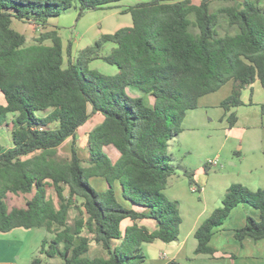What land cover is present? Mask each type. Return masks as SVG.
I'll return each mask as SVG.
<instances>
[{
  "label": "trees",
  "instance_id": "obj_1",
  "mask_svg": "<svg viewBox=\"0 0 264 264\" xmlns=\"http://www.w3.org/2000/svg\"><path fill=\"white\" fill-rule=\"evenodd\" d=\"M121 1L0 0V129H9L11 143L7 150L0 146V234L45 229L51 237L42 240L38 253L59 264H140L143 243L177 241L179 211L163 193L175 172L168 143L179 135L199 98L226 83L232 88L220 105L225 111L240 106L242 91L255 81L264 91L261 0H220L224 5L213 11L215 0L198 5L191 0L138 2L122 10L131 16V26L100 35L75 58L70 47L64 52L56 31L41 33L27 45L12 28L13 20L45 27L49 19L73 10L78 21ZM220 17L227 27L223 35ZM107 44L113 48L104 54ZM97 60L117 73L91 69ZM126 88L151 96L153 107L129 97ZM260 110L264 118V102ZM94 115L103 119L87 134L82 158L78 130ZM236 121L233 114L227 117L230 128ZM67 139L70 155L62 157L58 150ZM107 147L119 153L115 163L104 153ZM185 176L198 189L193 174ZM91 179H102L107 189L96 191ZM116 184L132 209L118 201ZM26 195L31 197L24 206H9L10 196ZM240 205L256 210L259 221L248 216L242 228L233 230L234 238L264 241V188L252 193L233 184L221 206L195 230V255H214L212 236ZM139 219L156 221L155 231L135 224L122 229L125 220ZM92 243L105 257L90 256ZM30 264L58 263L35 257Z\"/></svg>",
  "mask_w": 264,
  "mask_h": 264
},
{
  "label": "crops",
  "instance_id": "obj_2",
  "mask_svg": "<svg viewBox=\"0 0 264 264\" xmlns=\"http://www.w3.org/2000/svg\"><path fill=\"white\" fill-rule=\"evenodd\" d=\"M123 2L124 0L108 9L92 11L94 13L103 12L105 20L102 21L104 23L101 22L102 25H99L98 29L92 28V30L84 32L86 33L85 38L83 36L82 38L80 37V35H84V33L76 32L72 33L70 39L63 38L61 35V29L64 28V24H61L62 22L60 17L65 14L57 18L49 19L45 27H40L42 28L41 33L56 31L58 36L61 38L64 52H66V49L70 47L71 57L75 58L80 50L90 46L100 35L112 34L120 28L132 25L131 16L129 14L122 13V10L134 3L127 1V4L129 5L124 6ZM138 2L142 1H137V3ZM191 2L194 5H198L201 0H191ZM73 11H69L67 13H71ZM74 12L76 13V11ZM15 21L16 20H13L12 22L13 29L16 22L26 24ZM14 30L23 35L20 30ZM26 44L31 45L27 43V40ZM45 44L50 45V42L47 41ZM69 44L71 46H68ZM112 48V44H107L103 50L104 54L109 53ZM99 61L100 60L91 62L89 65L90 68L95 62ZM101 67L104 68L106 72L108 71L106 75H115L117 73L116 67L111 66L112 68L110 69L102 65ZM231 88L232 83L228 82L218 91L199 98L197 108L186 113L182 124V130L179 135L168 143L167 153L172 159L171 163L175 166V172L168 179L163 193L168 191L172 198L177 200V191L180 189V186L188 180L186 179L185 174L190 172V168L186 164L187 162H184L182 158L179 159L178 157L181 152L185 151L186 154L183 156H187L191 155V151L195 150L194 147L189 145L188 140L193 142L192 144L198 142L196 134L200 130H204L206 128L210 129L207 123L211 122L213 118H220L219 121L223 120V123L226 122L227 128L225 132L227 137L235 134L238 138H240L239 143L234 145L235 151L233 153L235 158H233L230 162V165L233 168L230 174L231 179L228 181L230 183L223 186V190L221 191L222 193H219V197L214 206L206 212L207 215L211 214L214 209L221 206V200L226 190L233 184H240L250 191H257L264 188V118L262 117L260 110V106L264 102V91L261 84L258 81H255L242 91L240 97L241 105L238 107H232L228 111H225L220 105L230 95ZM126 91L134 98H142L141 96L145 95L133 88H126ZM153 103L148 107H153ZM231 114L236 116L237 121L235 125L230 128L228 126L227 117ZM97 116L99 115H94L93 118ZM208 118L209 120L207 121ZM90 119L88 122H90ZM88 122L78 130V134L82 129L87 127ZM96 125L97 123L94 126ZM92 127H90V129ZM90 129L86 131L83 130V134L87 135L90 132ZM188 136L190 138H188ZM70 141V139H67L62 146L69 145ZM62 146L60 148H62ZM104 151L109 153L108 156H110L109 158L112 163L117 161L119 153L113 147L104 148ZM214 161L215 163L213 164L209 163ZM205 165L209 170L211 167L218 166V160H208L204 166ZM179 173L183 174L186 180L180 179L181 174ZM99 180L103 181L102 179ZM194 182L195 186L198 188L196 191L194 190L195 187L189 185L187 181L190 191L199 196L202 193L204 194L205 189L201 188L195 180ZM99 188L101 192L104 191L102 185H100ZM118 188H120V186L116 184V197ZM125 202L120 203L125 208L132 209V207L125 204ZM134 211L138 212L140 210L134 209ZM258 215L259 214L256 210L244 205H240L233 209L224 225L218 229L211 238L210 246L215 251L213 256L194 254V250L196 248L194 232L201 224L202 216L197 214L188 226H184L185 222L181 219V223L179 225V237L177 241L166 244L156 240L152 243H143L141 245V250L145 260L140 264H168L170 261L177 262L178 264H264V241H253L251 238H245L242 242H239L233 235V230L242 228L248 216L256 219ZM134 224L138 227H144L149 233L155 231L157 226L156 221L153 219H139L136 221L125 220L121 227L124 229L127 226H132ZM50 237L51 236L47 234L43 228H34L29 230L18 228L8 233L0 234V264H30L32 259L35 257L40 258L42 263H52L50 262L52 260H47L43 255L38 253L42 240ZM93 247L100 246L91 244L90 253ZM102 257H105V255Z\"/></svg>",
  "mask_w": 264,
  "mask_h": 264
},
{
  "label": "rangeland",
  "instance_id": "obj_3",
  "mask_svg": "<svg viewBox=\"0 0 264 264\" xmlns=\"http://www.w3.org/2000/svg\"><path fill=\"white\" fill-rule=\"evenodd\" d=\"M127 1H130L134 4L137 3V1L147 2L150 0H124L123 4H127ZM264 2V0H261ZM224 5V2H221L220 0H215L211 5V10H215L216 8ZM77 14L73 11L71 13H65L61 19V24H64V28L61 29V35L65 39H70L72 33H84L86 31H90L93 29H98L99 25H102V21L105 20L104 13L103 12H88L85 14L82 18H80L78 21L76 20ZM16 22V21H15ZM102 22V23H101ZM17 24V25H16ZM16 25V26H15ZM13 26L14 29H18L23 33V35L26 37L28 44L35 43V40L38 38V34L41 33L42 28L37 27L35 25H30L28 23L21 24V23H15ZM78 25V28H77ZM75 28V29H74ZM226 23L225 19L223 17L219 18V28L218 32L220 35H223L226 30ZM230 33H234L233 30L229 31ZM85 34H81L85 38ZM79 37V38H80ZM88 37V36H86ZM107 67L112 68L111 66L107 65L106 63L99 61L95 62L91 68L94 70L107 74L108 71L104 70V68L101 67ZM126 94L130 96V94L125 90ZM143 98V101L146 106H151V104L154 102V99L149 95H143L141 96ZM0 102L3 103L2 96L0 94ZM154 104V103H153ZM209 118L207 119V121ZM219 119L213 118L211 122H208L207 125L210 127V129L206 128L204 130L198 131L196 134V138L198 142H195V144H192L193 142H190L188 140L189 145L194 147V151H191V155L183 156L186 154V152H181L179 159H183V161L187 162L186 164L189 166L190 173L193 174L194 180L198 183V185L201 188H204V194L202 193L200 196L193 194L190 189L188 188L187 181L186 183H183L182 186H180V189L177 191L178 196L177 200H174L169 194V192H165V197L171 201L172 203L176 204V207L179 211V216L184 221V226H188L190 224L191 220L195 218L197 214H200L202 216V221L207 219L210 214L207 215L206 212H208L215 204L216 200L219 197V193H222L223 186L227 185L228 181L231 179V171L233 168L230 165V162L233 158H235L234 155V145L238 144L240 141V138L237 137V135L233 134V136H226V128L227 124L226 122L223 123L222 121H219ZM102 121V118L97 116L95 118H91L90 122H88L87 127L82 129L78 136H77V146L79 150V155L84 158L86 156V153L84 151L85 144H86V138L87 135L83 134V130L86 131L90 129L91 131L94 128V125L97 123H100ZM227 137V138H226ZM188 138H190L188 136ZM71 142V141H70ZM67 143V142H66ZM68 144V143H67ZM10 131L7 128L0 129V146H2L5 150L10 148ZM194 145V146H193ZM70 143L67 146H62L58 150L59 155L62 157H68L70 155ZM105 154L109 155L106 151H104ZM218 156V157H217ZM110 157V156H109ZM218 160V166L211 167L207 172L203 170L204 164L208 160ZM182 161V162H183ZM181 174V173H179ZM186 177V176H185ZM183 174L180 175V179L186 180ZM91 187L95 189L98 192H101L99 189V186H103V190L107 188L106 183L104 181H101L99 179L90 180L89 181ZM103 191V192H104ZM250 191V190H249ZM252 193H255L256 191H250ZM48 196L52 199L55 206L58 205V199L53 191L52 188L47 189ZM122 190L121 188L117 189V198L120 202H125L122 198ZM30 195L26 196H10L8 198V204L10 207L12 206H24L25 200L30 199ZM130 205V203H126ZM127 206V205H126ZM131 206V205H130ZM212 211V210H211ZM212 213V212H211ZM73 216V213L71 214ZM255 221H259V215L255 219ZM93 244V243H92ZM104 252L100 249V247H93L90 253V256H104ZM52 263H60L59 259H54L50 261Z\"/></svg>",
  "mask_w": 264,
  "mask_h": 264
},
{
  "label": "built area",
  "instance_id": "obj_4",
  "mask_svg": "<svg viewBox=\"0 0 264 264\" xmlns=\"http://www.w3.org/2000/svg\"><path fill=\"white\" fill-rule=\"evenodd\" d=\"M210 164H213V163H215V161L214 162H209ZM194 190L196 191L197 189L196 188H194Z\"/></svg>",
  "mask_w": 264,
  "mask_h": 264
}]
</instances>
